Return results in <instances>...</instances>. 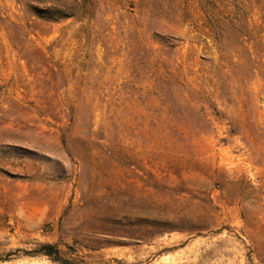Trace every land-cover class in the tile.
<instances>
[{
    "label": "rangeland",
    "instance_id": "obj_1",
    "mask_svg": "<svg viewBox=\"0 0 264 264\" xmlns=\"http://www.w3.org/2000/svg\"><path fill=\"white\" fill-rule=\"evenodd\" d=\"M264 264V0H0V264Z\"/></svg>",
    "mask_w": 264,
    "mask_h": 264
},
{
    "label": "trees",
    "instance_id": "obj_2",
    "mask_svg": "<svg viewBox=\"0 0 264 264\" xmlns=\"http://www.w3.org/2000/svg\"><path fill=\"white\" fill-rule=\"evenodd\" d=\"M59 251L60 250L57 247L46 243V244H41L39 246V250L36 252L40 255L46 256V258H48L52 262H56L59 264H75L69 260L64 259V257L60 255Z\"/></svg>",
    "mask_w": 264,
    "mask_h": 264
}]
</instances>
